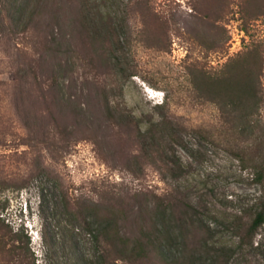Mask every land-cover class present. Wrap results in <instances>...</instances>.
Listing matches in <instances>:
<instances>
[{"label": "rangeland", "instance_id": "obj_1", "mask_svg": "<svg viewBox=\"0 0 264 264\" xmlns=\"http://www.w3.org/2000/svg\"><path fill=\"white\" fill-rule=\"evenodd\" d=\"M259 212L264 0H0V264H264Z\"/></svg>", "mask_w": 264, "mask_h": 264}, {"label": "trees", "instance_id": "obj_2", "mask_svg": "<svg viewBox=\"0 0 264 264\" xmlns=\"http://www.w3.org/2000/svg\"><path fill=\"white\" fill-rule=\"evenodd\" d=\"M117 221V218L115 216L105 220L106 225L105 227L101 228V232H105L106 235L109 234V231L111 230L112 225L115 224V222ZM264 223V212H259L255 218V220L252 223V231H256L255 229H257L259 226H261ZM134 243V248H133V253L138 255V256H147L148 251H149V245L147 242H144L142 237H138Z\"/></svg>", "mask_w": 264, "mask_h": 264}, {"label": "clouds", "instance_id": "obj_3", "mask_svg": "<svg viewBox=\"0 0 264 264\" xmlns=\"http://www.w3.org/2000/svg\"><path fill=\"white\" fill-rule=\"evenodd\" d=\"M33 227V226H32Z\"/></svg>", "mask_w": 264, "mask_h": 264}]
</instances>
